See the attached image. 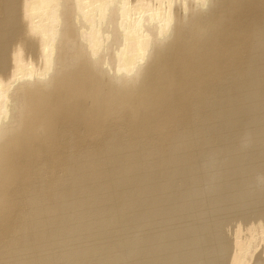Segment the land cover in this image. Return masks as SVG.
Here are the masks:
<instances>
[{"label": "bare ground", "instance_id": "bare-ground-1", "mask_svg": "<svg viewBox=\"0 0 264 264\" xmlns=\"http://www.w3.org/2000/svg\"><path fill=\"white\" fill-rule=\"evenodd\" d=\"M0 264H264V0H0Z\"/></svg>", "mask_w": 264, "mask_h": 264}]
</instances>
